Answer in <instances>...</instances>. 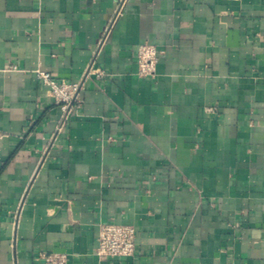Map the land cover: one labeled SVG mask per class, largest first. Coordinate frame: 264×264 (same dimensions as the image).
I'll list each match as a JSON object with an SVG mask.
<instances>
[{
    "label": "crops",
    "instance_id": "0c3cea01",
    "mask_svg": "<svg viewBox=\"0 0 264 264\" xmlns=\"http://www.w3.org/2000/svg\"><path fill=\"white\" fill-rule=\"evenodd\" d=\"M37 72L81 82L67 120ZM52 253L264 264V0H0V264Z\"/></svg>",
    "mask_w": 264,
    "mask_h": 264
},
{
    "label": "built area",
    "instance_id": "2783aa9c",
    "mask_svg": "<svg viewBox=\"0 0 264 264\" xmlns=\"http://www.w3.org/2000/svg\"><path fill=\"white\" fill-rule=\"evenodd\" d=\"M107 36V35H106ZM103 43V40L99 44ZM160 56L158 49L150 44L142 45L137 54L138 75L142 78L154 77ZM37 77L49 88L56 103L61 106L63 120L80 106L78 95L81 82L66 84L58 83L54 77L45 72H37ZM136 251V231L132 226L102 223L98 233L96 254L109 259H127L133 257ZM45 264H67V256L61 253L42 255Z\"/></svg>",
    "mask_w": 264,
    "mask_h": 264
}]
</instances>
